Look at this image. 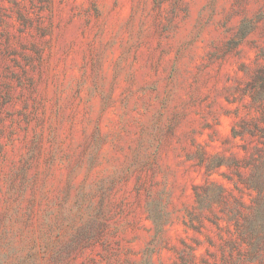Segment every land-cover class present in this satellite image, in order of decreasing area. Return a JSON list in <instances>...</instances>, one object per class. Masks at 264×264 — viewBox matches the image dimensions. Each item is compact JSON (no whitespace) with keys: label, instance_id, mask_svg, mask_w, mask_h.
Returning a JSON list of instances; mask_svg holds the SVG:
<instances>
[{"label":"rangeland","instance_id":"374dc122","mask_svg":"<svg viewBox=\"0 0 264 264\" xmlns=\"http://www.w3.org/2000/svg\"><path fill=\"white\" fill-rule=\"evenodd\" d=\"M0 264H264V0H0Z\"/></svg>","mask_w":264,"mask_h":264}]
</instances>
